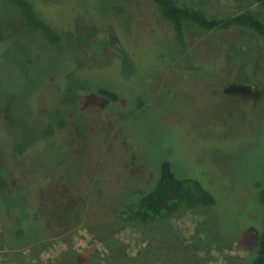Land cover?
<instances>
[{"label": "rangeland", "instance_id": "374dc122", "mask_svg": "<svg viewBox=\"0 0 264 264\" xmlns=\"http://www.w3.org/2000/svg\"><path fill=\"white\" fill-rule=\"evenodd\" d=\"M40 1L41 16L63 33L60 45L23 33L17 8L0 4L8 30L0 41L9 33L16 42L0 43V264H59L71 254L91 264L251 262L262 226L251 211L264 180L262 41L242 28L190 27V44L169 43L146 0ZM179 1L208 18L248 12L264 21V8L245 0ZM19 140L36 168L25 174V157L10 162ZM125 147L136 158L124 160ZM206 147L222 156L209 162ZM163 162L177 178L209 180L217 209L95 224L123 198L127 179H145ZM12 227L27 228L19 244L35 241L15 249Z\"/></svg>", "mask_w": 264, "mask_h": 264}, {"label": "trees", "instance_id": "16d2710c", "mask_svg": "<svg viewBox=\"0 0 264 264\" xmlns=\"http://www.w3.org/2000/svg\"><path fill=\"white\" fill-rule=\"evenodd\" d=\"M245 1L260 5L264 8V0ZM146 2L149 5L150 10L159 16L160 22L167 26L169 30V43L171 41H176L178 45H184L185 43L190 44V42H188L185 38V30L190 27H195L204 34H214L216 31L220 30L224 33L231 29L242 28L250 31L262 41V49L259 53L264 55V21L250 15L248 12H239L233 16L222 19L208 18L199 8L181 3L179 0H146ZM5 3H10L17 8L18 17L16 18L17 20H14V23H21L22 26H18V28L21 29L23 33L37 32L41 37L45 38L49 44L60 45L63 33L58 30L56 31L55 27L50 26V24L45 21V18L42 17L39 12V7L41 5H46L47 2L42 3L40 0H0V4ZM1 28H5L8 32L7 28L2 26V23H0V29ZM12 36L13 35L9 33L4 34V39L0 41V43L7 40L9 42L11 41V45H15L16 42H13ZM151 48H153V46H151ZM2 70L3 67L1 65L0 78ZM262 83H264V77ZM98 94L100 97L102 96L103 98L105 97L109 100L118 99L115 93L106 89H99ZM141 106L142 102L140 101L138 108ZM15 143L17 145H15L10 151L12 154L18 155L10 156V162L16 161L18 157L21 159L25 157L23 163L21 164L25 170L24 174L25 172H29L31 169L36 170L35 165L32 166L31 164V167L29 168L27 167V163H25L26 158L28 157V151H26L23 146L24 141L20 142L19 140ZM215 150L217 149L206 147L205 152L209 162H213L216 157L222 156L219 153V150L216 152ZM131 156H135L136 158V155L131 154L129 148L125 147L124 160L127 161ZM157 167L155 169L153 167L150 168L149 166L145 179H138L137 181L127 179L129 181L127 187L128 189L125 194H122L123 198L120 197L118 200L113 201V205H107L105 209L101 206V209H104V214L101 218H95V224L99 226L113 224L119 219V214L123 215L124 213L130 214L133 219L147 222L162 220L179 210L196 211L210 209L214 212V210L217 209L214 196L206 189L210 186L209 180L207 181L204 179V181L201 182V180L199 181L194 178H177L169 162H163L159 165L158 169ZM14 173L16 175L15 177H17L16 171ZM124 173L127 175L125 169ZM218 174L221 178H227L220 172H218ZM18 176H20V173ZM28 178L31 179L26 182V185L30 187L32 186L33 177L29 174ZM226 181H228V183H226L227 188L233 192L235 182L232 179ZM96 185L91 186V188L97 192L99 189L96 188ZM256 188L258 192L257 200H259V202L257 200L256 201L259 205L257 204L258 208L255 210L252 209L251 211L255 212L259 216L262 215V226L256 256L251 262L246 264H264V180L263 182L257 183ZM93 190L88 191L90 195ZM36 219L38 220L37 215H32L31 220L36 221ZM18 228L19 229L13 228L12 235L9 237V242L15 247V249L26 246L35 241L29 240L25 245L19 244L18 240L24 236L27 228ZM43 231L47 232L46 230ZM88 257L90 256L87 254H71L59 264H91V257L90 259H88Z\"/></svg>", "mask_w": 264, "mask_h": 264}]
</instances>
